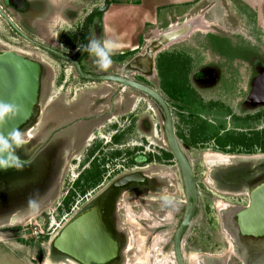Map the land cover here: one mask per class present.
Segmentation results:
<instances>
[{
	"label": "rangeland",
	"instance_id": "rangeland-1",
	"mask_svg": "<svg viewBox=\"0 0 264 264\" xmlns=\"http://www.w3.org/2000/svg\"><path fill=\"white\" fill-rule=\"evenodd\" d=\"M101 3L102 0H87L86 10L80 12L81 17L84 18L83 13H88ZM228 4V2H223V5L215 4L212 12H219L221 15L218 14L219 18H211L213 21H209L208 16L199 12L196 5L185 9L183 14L171 15L165 26H145L137 49L128 51L121 59H119L121 54L115 56L118 61L113 60L108 69L102 71L113 69L115 74H128L131 78L157 89L169 106L175 134L181 131L188 138L186 135L190 128H186L185 121H182L185 117L182 118L184 110L173 107L163 94L156 66L151 76H143L126 69V64L132 57L143 54L145 48L154 42L160 50L155 56V63L158 54H162L160 64L162 69L166 70L161 84L167 87L170 84L169 74L171 76L172 74L168 67L175 64L173 56L177 55L184 60L183 69L176 70L175 74L180 80L179 86L190 88L194 93H192L193 99L197 98L201 101L202 105L198 104V106L203 111L204 116L201 115V118L209 122L208 133L213 131L211 123L218 127L221 125L225 130L243 132L250 129L248 126L256 130L264 128V114L258 123L243 122L248 115H255L260 107H264V100L254 104H247L245 100V86L250 73H258V76L264 74V20L263 26L258 27L257 14L250 16L248 13L247 16L245 14L247 12L235 10V7H230L231 4L230 6ZM54 17L56 20L54 23L44 21L40 26L48 31L54 43L60 42L67 51L73 49L63 41L72 31L60 29L64 18L59 12ZM260 17L261 15H258V19ZM99 20V15L93 17L92 25L96 29ZM77 25L79 28V23ZM2 28L3 25L0 23V30ZM78 28H76L77 33L80 35ZM77 42L81 43L79 37ZM39 57L46 60L42 52L39 53ZM46 61L48 64L42 65L39 78L34 116L18 129L17 137L23 140L21 145L23 151L30 152L44 135L43 131H54L73 119L106 108V105H98L95 109L90 106L92 102L103 100L104 103L111 97L113 105L120 109V117L113 113L108 119L102 118L92 122L76 121L71 126L61 129L55 134V157H60L61 154L66 158L69 157V152L72 150L70 139L83 141L84 135L92 125L97 127L98 133H94L95 136L90 135L77 154L74 152L73 155L77 158L83 148L88 147L92 142L91 140L109 139L112 129H116L111 127V124L118 125V129L125 131L126 134H122L120 141L121 151L125 148L127 151H132L135 156L139 154L144 156L148 153L152 157L150 163L140 168L138 165H143L141 163L143 158L135 162L137 165L135 170L150 177L146 179L148 180L146 184L151 193L141 192L142 185L139 184L129 185L119 191L109 216L121 240L118 259L112 264H175L172 244L183 212L184 192L174 160L164 161L161 154V151H168V148L160 109L149 98L132 89L121 88L117 96L112 95L116 88L115 84L82 80L77 82V79L72 78L73 73L68 64L63 63L58 67L51 60ZM83 61L85 69L89 70L94 66L95 57L88 53ZM59 68L64 69V72L60 73ZM55 78L58 82L53 83L55 86H50ZM211 102H218L215 103L217 107L213 106L211 109ZM176 104L180 105V102ZM185 137H182L183 141L181 138L177 137V139L193 173L196 174L201 202L182 238L184 264H195V262L197 264H264V239L242 237L246 235L236 233L232 224V216L238 208L235 206L244 205L248 191L264 181V176L259 177L264 171L262 170L264 150L261 151L257 147L253 153L223 152L216 148L211 140L190 147ZM132 148H135V151L141 148L142 153L135 154ZM208 153H219L232 158L206 162L205 155ZM40 163L45 165L41 167V174L44 175L42 177L45 180L47 173L50 172L47 154H44ZM64 164L65 160H62L61 165ZM74 166L75 163H72L71 167ZM231 168L237 171L234 170L229 174L227 179L229 183L238 178L239 169L248 171L247 173L252 170L250 175L252 177L253 174L254 179L250 180L248 188L243 184L236 191L220 188L217 185L214 174L220 173L218 177L223 180L226 169ZM120 169L122 173L126 172ZM77 172L73 169L70 171L54 169L50 177L48 175V182H39L40 179L36 181L37 188L29 185L31 184L28 182L29 179L22 178L20 180L22 189L27 191L29 188L30 191L21 195L15 193L17 192L15 189L0 187V264H44L47 260L51 263L81 264L72 258L61 259L52 245L59 229L68 223L82 206V202H73L68 213L60 205L68 187L67 181H72ZM66 173L69 174L68 180L64 179ZM107 173L111 176L114 174L111 171ZM60 174L62 175L59 178ZM105 178V183L110 180L106 175ZM57 179L60 182L57 183ZM57 184L60 189L58 192ZM112 191L110 189L109 192ZM128 215H132L133 221L128 220ZM11 226L18 227L16 232L7 229ZM135 230L136 234H134ZM38 250H42L41 256L38 255Z\"/></svg>",
	"mask_w": 264,
	"mask_h": 264
},
{
	"label": "flooded vegetation",
	"instance_id": "flooded-vegetation-1",
	"mask_svg": "<svg viewBox=\"0 0 264 264\" xmlns=\"http://www.w3.org/2000/svg\"><path fill=\"white\" fill-rule=\"evenodd\" d=\"M34 8H36V5H34V2L32 0H0V23H2L3 25V28L0 30V55L5 54V53H14L16 55L22 56L23 58L38 62L40 64L39 78L42 72V65L48 64V62L46 61L48 59L54 62L55 64H57L58 67H60V65L63 63L68 64L73 73L72 78L74 80L77 79L76 80L77 82H80V80H82L83 82L102 83L103 81H91V80H85V79L78 77L74 73L73 65L71 62L67 61L65 58H62L61 56H57L45 50L44 48L38 45V44L44 45L46 47H49L53 50H56L62 53L63 55L67 57L75 58L80 51L78 50V48H81L84 43L83 21L87 13L85 14L84 18H82L81 21L79 22V28L77 25L80 35H78V33L77 34L74 33V34H70L69 37H65V39H63V41L66 42V45H69L70 48H73L67 51V49L62 47L60 42L58 44L54 43V40L51 39L48 31L42 26H40V23L36 22L35 20L36 14H34L36 13V11ZM18 17H20V19H18ZM93 17L91 18L89 25L93 24L92 23ZM76 32H77V29H76ZM78 37L81 43L77 42ZM75 38H76V41L74 42ZM40 52L45 54L46 60L43 58L40 59L39 57ZM87 55H88V52L86 51V53L83 55L80 61L81 68L84 72L89 73V74H104V73L115 74L113 69H111V71L110 70L109 71H102V70L98 71L97 64L93 62L92 63L94 64V66H91L92 69H89V70L85 69L83 60ZM113 60H117V58L112 57V61ZM59 70H60V73L64 72V69L59 68ZM258 75H259L258 73L251 72L247 80V85L245 86V89H246L245 90L246 92L245 100L247 104L248 103L254 104L261 100H264V91H263L264 74H261L260 76ZM55 82H58L56 78L54 82L52 80V83L50 84V86H55L53 84ZM120 90H121L120 86L116 85V88L113 90L114 92L112 93V95L114 94L117 96ZM102 102L103 100H97L95 102H92L90 108L95 109V107L98 105H101V106L106 105V108L99 109L93 114H89L87 116H80L78 117V119H73L69 123L65 124L64 126L54 131H43V134L44 135L46 134V135L45 136L43 135L40 141L38 142V144L32 147L31 151L28 153H25L23 151V147L21 146L23 140L17 137L18 129L8 139L6 143V152L2 150V156L4 157L5 155L4 157L5 162L3 164H0V187L10 188V190L15 189L17 191L15 193H19L20 195L22 193H28L30 191L29 188L27 191H24L22 189V181H20L22 178L26 177L27 179H29L28 182L31 183L29 185H34L32 186V188L33 187L37 188L35 185L36 181L38 182L40 179L39 182H43V181L48 182L51 172L54 169H56L57 171L64 170V169L66 171H70L72 169L78 171L77 175L75 176L74 179H72V181H69L67 179V176L69 175L68 173L64 174L65 175L64 179L68 180L67 183L65 181L68 187H67V190L63 198L61 199L60 205H62V207H64L65 209L67 208L66 210L68 213H70L69 210L73 202H82V206L79 212H76V214L72 216L71 220L68 223H66L64 226H62V228L59 229V231L57 232L56 236L54 237L52 241L53 247L56 249L57 253H59L60 258L61 259L64 258V260L67 258H71V257L56 247L55 239L59 236L63 228L67 224H69L72 220H74L78 216L88 211H94L96 215L99 217V220L101 221L104 229L107 231V233L111 236V238L116 243L115 255L111 257L110 259H108L106 262L99 263V264H112V262L118 259L119 250H120L119 248L121 246V240L116 232V229L113 227L112 221L110 220L109 216L111 214V211H110L111 206L112 204H114L119 194V191L121 189L127 188V186L129 185L139 184L140 186L142 185L140 187L141 192H145L146 194L151 193V191L148 189L147 184H146L148 182V180L146 179H149L150 177L146 173L135 170L137 166L135 165V162H138L140 158H143L142 161L146 160L149 154L147 153V155H144V156H141L139 154L138 156H135L134 153H132V151L131 152L127 151L125 148L123 151H121L120 149L121 147H119L121 145L120 141L122 140V134H126V132L118 129L117 128L118 125L116 126L115 124H111V127H116V129H112V135L109 137V139H106L104 141H103V138L91 140L92 142L88 144V147L83 148V151H81L78 154L79 158H77L75 155H73L74 152L77 154V152L81 150L82 146L85 145V140H87V138H89L90 135L95 136L94 133L96 134L98 133L97 127L92 125L90 129L87 130V133L84 135L83 141L82 140L77 141V139L73 140V138L70 139L69 143H71L70 148L72 150L71 152H69V157L66 158V156L64 157V155L62 154L60 157L57 156L58 159L57 157H55V152H54L55 143H56L55 134L59 132L61 129L71 126L76 121L92 122V121H98L99 119H102V118L108 119V117L113 116L112 115L113 113H115L117 116L120 117L119 115L120 109L117 106L113 105L112 103L113 100L111 99V97L108 98L104 103ZM35 106L33 107L31 114L26 121H29L31 117L33 118L34 116L33 110ZM259 112L260 113L263 112L264 114V107H260L259 110L255 112V114ZM116 123L118 122L116 121ZM19 129H21V127ZM28 135L30 136L29 131H28ZM25 136L27 137L26 134ZM181 140L183 141L182 138ZM200 144H203V143H200ZM188 146L193 147V145H190V144ZM132 150L134 152L135 148H132ZM137 150L138 151H135V154L139 152L142 153L141 148H138ZM65 151L66 150H64L63 152L65 153ZM44 154H47L49 158V168H50L49 169L50 172L47 173L49 177L47 175L45 180H44V177H42L44 175L41 174V171H42L41 167L45 165L44 163H40V160L44 157ZM62 160H65V164L63 166L61 165ZM164 161H167V160H164ZM150 162L151 161H149L148 163ZM72 163L73 164L75 163L76 166L71 167ZM148 163H143V165H138L139 166L138 168ZM120 168L126 170V172L122 173L121 172L122 170ZM226 170L227 172H225L224 174L225 178L223 180H221L218 177L220 173L214 174V179L220 188L235 189L237 191L239 190L240 186H242L243 184H245V187L248 188L250 180L254 179L253 178L254 175L252 174V177L250 175L252 170L250 171V173H247L248 171L245 172V170L239 169L238 171L239 173L237 172L238 178L234 179L232 183H229V181H227L228 176L229 174H232V172L235 169L231 168V169H226ZM262 170L264 169L262 168ZM262 170L260 169V171ZM107 171L109 172L111 171L114 174L111 176L110 173H107ZM61 175L62 174H60L59 178L61 177ZM105 175L109 177L110 179L106 183H105V180H106ZM137 175H140V176L135 177ZM261 176H264V171L260 173L259 177ZM194 177H196L195 173H194ZM58 182H60V180L58 181L57 179V183ZM196 185H198L197 182H196ZM110 189L113 191L109 192ZM59 190L60 189L58 188V184H57V192ZM246 195H247L246 196L247 198H246L245 204L242 206H235L238 208L236 209V211L234 212L232 216V219H233L232 224L234 225V228L236 229V233L240 235H246L242 237L263 240L264 239V229L259 230L257 232L256 231L250 232L246 230L245 228L239 226L238 224L237 213L249 204V199H250L249 191ZM237 196H240V195H237ZM64 202H67L68 205L66 206L63 205ZM200 202L201 201L199 199V192H198V206H197L195 214L197 213L199 209ZM64 208L62 209V211L64 210ZM184 209H185V203L183 202V212L177 224V227L179 226L181 219L183 217ZM193 219L191 220V222L193 221ZM7 229L13 232H16L18 227L11 226ZM39 254L40 256L42 255V250H38V255Z\"/></svg>",
	"mask_w": 264,
	"mask_h": 264
},
{
	"label": "water",
	"instance_id": "water-1",
	"mask_svg": "<svg viewBox=\"0 0 264 264\" xmlns=\"http://www.w3.org/2000/svg\"><path fill=\"white\" fill-rule=\"evenodd\" d=\"M109 5L110 0H102L98 7L86 14L83 21V45L90 41L91 18L106 12ZM38 45L71 62L74 73L78 77L91 81L111 82L120 88L132 89L149 98L160 109L167 148L178 169L184 192L185 209L174 233L172 244L175 264H184L181 250L182 238L198 206V189L191 165L175 134L173 117L164 96L154 87L137 81L125 73L89 74L84 72L80 61L86 51L82 47L75 58H70L49 47ZM159 51L154 42L149 44L143 54L136 55L127 62L126 69L143 76H151L155 69V56ZM39 71L40 64L36 61L14 53L0 55V104L9 106L8 111L0 115V164L5 162L2 150L6 152L8 139L26 122L37 104ZM138 176L140 175L135 177ZM249 198V204L237 213V220L239 226L250 232H257L264 229V182L249 192ZM55 244L58 249L81 264L104 263L115 255L116 249L115 241L104 229L94 211H88L67 224L55 239Z\"/></svg>",
	"mask_w": 264,
	"mask_h": 264
},
{
	"label": "crops",
	"instance_id": "crops-1",
	"mask_svg": "<svg viewBox=\"0 0 264 264\" xmlns=\"http://www.w3.org/2000/svg\"><path fill=\"white\" fill-rule=\"evenodd\" d=\"M32 1L36 5L34 8L36 22L54 23L56 21L54 15L59 12L64 18V21L63 19L61 21L63 25L60 26V29L67 32L72 31L70 34H77V24L82 19L80 12L86 10L87 0ZM225 1L229 3V6L231 4L230 7H235V10L247 12L246 15L248 13L250 16L257 14V26H263L264 0H110L108 10L100 15L97 29L92 24L89 25L90 40L111 41L114 48L112 57H118L120 54L137 49L145 26H165L171 15L183 14L185 9L193 8L196 5L199 12L208 16L209 21H213L211 18H219L221 15L219 12H212L215 4L223 5V2L227 3ZM258 15H261L260 19H258Z\"/></svg>",
	"mask_w": 264,
	"mask_h": 264
},
{
	"label": "trees",
	"instance_id": "trees-1",
	"mask_svg": "<svg viewBox=\"0 0 264 264\" xmlns=\"http://www.w3.org/2000/svg\"><path fill=\"white\" fill-rule=\"evenodd\" d=\"M126 53L121 54L119 56V59L123 58ZM161 57H162V54H158L155 66H156L158 77L162 81L163 73L166 70L162 69V66L160 64ZM168 59L170 58L168 57ZM173 59H174L175 64L168 67V69H170L171 74H172V76L169 74L170 84L167 87L165 86V84H161V81H160V87L162 89L163 94L165 95L167 100L172 104L173 107H176L179 110L180 109L184 110V113H182V118L184 116L185 117L182 119V121H185L184 124L187 125L186 128L188 127L190 128L188 135H186L188 136V138L185 137V135L181 131L179 132V134L176 133V136L178 138H182L184 136L186 139V142L190 145H197V143H204L206 141L211 140L213 145L223 152L239 151V152H244V153H253L257 147H259L261 151L264 150V128L260 130H256L248 126V128L250 129H248V131L243 132V131H237V130H225V127L221 128V125H219L218 127V125L215 126L213 125V123H211L210 125L213 128V131H211V133H208L209 122L201 118V115H203V111L198 106V104L202 105L201 101L197 98L193 99L192 97L193 91H191L190 88L188 87L181 88V86H179L180 80L175 74L176 70L180 71L183 69L182 65L184 63V60H182L177 55H174ZM177 102H180V105L176 104ZM215 103L218 104V102H211V109L213 106L217 107ZM262 114L263 112L256 113L255 115H248L247 119L244 120L243 122L244 123H250V122L258 123L261 119ZM161 154L165 160L172 159L171 154L167 150L161 151ZM151 159L152 157L149 154L146 160L142 161L141 163L142 164L148 163L149 161H151ZM63 205L66 206L68 205V203L64 202Z\"/></svg>",
	"mask_w": 264,
	"mask_h": 264
},
{
	"label": "clouds",
	"instance_id": "clouds-1",
	"mask_svg": "<svg viewBox=\"0 0 264 264\" xmlns=\"http://www.w3.org/2000/svg\"><path fill=\"white\" fill-rule=\"evenodd\" d=\"M83 50L95 57V63L100 70H106L112 63V53L114 51L111 41H101L99 39L90 40L86 45L82 46ZM81 50V48H78ZM9 106L0 104V115L7 112Z\"/></svg>",
	"mask_w": 264,
	"mask_h": 264
},
{
	"label": "bare ground",
	"instance_id": "bare-ground-1",
	"mask_svg": "<svg viewBox=\"0 0 264 264\" xmlns=\"http://www.w3.org/2000/svg\"><path fill=\"white\" fill-rule=\"evenodd\" d=\"M206 26H207V24H206ZM209 26V25H208ZM197 27V26H196ZM196 27H194V28H196ZM198 28V27H197ZM200 28V27H199ZM192 30V29H191ZM191 33V32H190ZM230 158H232V157H229V156H224L223 154H219V153H208V154H206L205 155V161L206 162H211L212 163V161H214V162H216V161H220V160H229ZM128 220H130V221H133L132 220V215H128ZM133 223V222H132ZM131 223V224H132ZM134 225V224H133ZM134 227H137L136 226V224L134 225ZM134 234H136V230L134 231ZM192 261L193 262H195V259L194 258H192ZM72 262V261H71ZM44 264H65V263H62V262H60V263H58V262H54V263H51V262H49L48 260L47 261H45L44 262ZM195 264H197L196 262H195Z\"/></svg>",
	"mask_w": 264,
	"mask_h": 264
},
{
	"label": "built area",
	"instance_id": "built-area-1",
	"mask_svg": "<svg viewBox=\"0 0 264 264\" xmlns=\"http://www.w3.org/2000/svg\"><path fill=\"white\" fill-rule=\"evenodd\" d=\"M171 161V160H170ZM173 161V160H172ZM173 163H174V161H173ZM175 164V163H174Z\"/></svg>",
	"mask_w": 264,
	"mask_h": 264
}]
</instances>
